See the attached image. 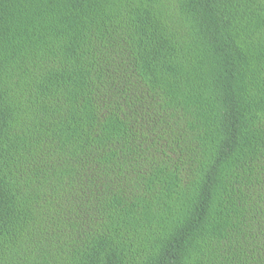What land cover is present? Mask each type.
Wrapping results in <instances>:
<instances>
[{"label": "trees", "instance_id": "16d2710c", "mask_svg": "<svg viewBox=\"0 0 264 264\" xmlns=\"http://www.w3.org/2000/svg\"><path fill=\"white\" fill-rule=\"evenodd\" d=\"M0 264H264V0H0Z\"/></svg>", "mask_w": 264, "mask_h": 264}]
</instances>
